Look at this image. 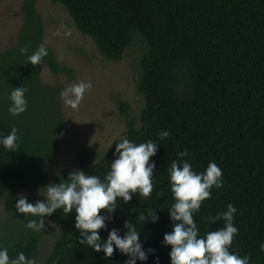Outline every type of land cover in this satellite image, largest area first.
Masks as SVG:
<instances>
[{
    "label": "trees",
    "instance_id": "obj_1",
    "mask_svg": "<svg viewBox=\"0 0 264 264\" xmlns=\"http://www.w3.org/2000/svg\"><path fill=\"white\" fill-rule=\"evenodd\" d=\"M68 11L74 25L94 41L98 51L119 61L125 51L139 50L137 90L144 99L139 123L131 120L123 138L139 144H159L150 158L156 164L149 197L137 190L132 199L115 201L109 214L100 210L105 227L101 239L118 229L123 237L126 222L140 233L146 261L154 264L155 249L159 264H170L171 246L163 244L171 231L168 208L174 203L168 168L173 161L187 160L196 173H203L210 162L222 170L223 187L211 189V197L201 202L193 215L204 237L223 227V220L211 222L231 203L236 208L234 236L229 252L248 256L249 264H264V0H53ZM21 41L39 44L40 25L32 0L22 5ZM52 70L56 65L48 58ZM126 105H123V110ZM16 128L15 150L0 144V198L8 212L16 210L13 192L33 187L42 180L46 143L10 116L0 113V137ZM167 130L169 136L160 138ZM122 138V139H123ZM187 150L189 155L179 157ZM114 152V151H113ZM113 152L102 156L88 175L101 181L115 159ZM96 152L81 148L75 157L78 168L91 165ZM73 170L56 176L52 183H67ZM149 210L151 216L139 217ZM75 209H57L47 216L59 227V236L46 264H125L127 255L115 249L111 257L79 243L80 231L74 228ZM39 238L33 232L19 242H0L15 258L36 256Z\"/></svg>",
    "mask_w": 264,
    "mask_h": 264
},
{
    "label": "rangeland",
    "instance_id": "obj_2",
    "mask_svg": "<svg viewBox=\"0 0 264 264\" xmlns=\"http://www.w3.org/2000/svg\"><path fill=\"white\" fill-rule=\"evenodd\" d=\"M25 0H0V113L22 124L46 143V159L41 182L13 192L27 195L35 204L44 200L46 188L53 179L68 171L82 170L86 174L98 160L115 151L116 143L125 135L127 123H139L144 99L137 90L139 80V50L128 48L119 61L105 58L94 41L74 25L68 11L53 0H32L38 18L39 44L21 41L22 5ZM68 33V35H66ZM43 44L47 50L40 63L31 65L28 57ZM27 52L21 54L20 49ZM48 58L56 65L52 70ZM91 82L77 109L65 104L61 93L80 82ZM14 87H23L26 111L13 116L8 112ZM123 105L126 109L123 110ZM81 148L96 152V160L78 168L75 157ZM40 192V195H39ZM43 226L39 231L26 227L29 220ZM35 232L39 242L32 260L46 264L59 227L47 216L16 215L8 212L0 198V242H19Z\"/></svg>",
    "mask_w": 264,
    "mask_h": 264
},
{
    "label": "clouds",
    "instance_id": "obj_3",
    "mask_svg": "<svg viewBox=\"0 0 264 264\" xmlns=\"http://www.w3.org/2000/svg\"><path fill=\"white\" fill-rule=\"evenodd\" d=\"M20 52L25 54L27 49L21 48ZM47 54L46 48L41 44L28 60L31 65H37ZM91 87L89 81L73 84L65 89L61 93L66 97L65 104L77 109L84 93ZM25 91L23 87H14L10 93L9 99L12 103L8 112L11 115L16 116L26 111ZM17 132L13 127L8 135L0 137V144L6 150H15L18 147ZM158 135L160 138H166L169 132L162 130ZM158 145L152 141L136 144L123 138L116 143L113 152L115 159L104 181L98 176L75 170L68 174L67 183H50L44 186L45 199L37 200L35 204L27 201L26 194H19L16 210L21 214L44 217L51 216L57 209H62L64 213H71L75 209L74 228L80 231V244H86L96 252L103 251L107 257L113 255L115 246L119 253L128 256L125 264H136L137 260L146 261L148 257L142 250L140 233L128 222L124 225L127 231L123 237L118 235V229H112L106 239H101L98 230L105 227L106 217L100 214V210L111 214L116 209L117 197H122L128 202L137 190L144 197L150 196L153 172L156 169L155 162L150 158L156 154ZM188 155L186 149L178 153L179 157ZM168 174L174 203L168 208L171 231L164 234L163 244L171 246L168 253L170 264H249L248 256L241 257L236 252H229L232 240L238 233L237 227L232 223L237 210L231 203L226 206V211L212 218L211 222L223 220V227L207 232L204 237L199 236V229L193 219V215L201 207V202L211 197V189L223 187L221 168L215 162H210L203 173H196L187 160H181L179 164L176 161L171 163ZM153 212L149 210L147 215L141 214L139 219L144 222L151 216L152 222L155 223L158 217L153 215ZM42 226V219L39 222L29 220L26 225L34 231H39ZM261 250H264V245H261ZM148 252L153 253L154 264H159L155 249L149 248ZM0 264L35 262L26 258L23 252L10 259L8 249L0 247Z\"/></svg>",
    "mask_w": 264,
    "mask_h": 264
}]
</instances>
